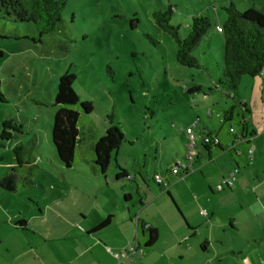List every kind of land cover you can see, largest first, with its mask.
<instances>
[{"label":"rangeland","instance_id":"1","mask_svg":"<svg viewBox=\"0 0 264 264\" xmlns=\"http://www.w3.org/2000/svg\"><path fill=\"white\" fill-rule=\"evenodd\" d=\"M232 4L240 12L264 8V0H68L56 32L41 43L22 38L25 34L37 37L33 24L0 21V51L4 53L0 59L4 96L0 102V203L8 193L2 187L8 164H25L19 173L32 181L54 183L58 179L60 194L70 195L72 179L80 180L78 167L87 169L82 153H89L110 126V115L126 139L113 161L120 166L128 162L133 172L146 165L149 177L160 173L164 178L173 158L186 162V131L193 122H199L198 128L207 124L224 144L237 134L242 108L215 86L223 69L224 49V36L216 28L227 20L224 7ZM170 5L175 11L171 23L180 27L184 38L194 16L211 22L212 28L193 52L204 68L181 66L175 41L157 26L153 14ZM65 74L75 77V92L94 110L80 123L86 135L84 150L77 149L74 166L63 173L52 168L48 140L59 110L53 106L59 79ZM251 79L241 80L239 94L246 97ZM193 86L201 91L187 92ZM231 107L234 118L225 121ZM194 154L197 157V151ZM34 162L40 167L27 172V164ZM25 180L20 183L21 191L36 187ZM47 189L53 193L49 185ZM114 194L113 186L103 190L106 198ZM71 195L89 197L80 190H72ZM98 202L102 204V199ZM162 250V246L154 248L153 254L147 250L136 264H166L171 255L162 258ZM200 254L204 255L201 250ZM188 264H197L196 259Z\"/></svg>","mask_w":264,"mask_h":264},{"label":"crops","instance_id":"2","mask_svg":"<svg viewBox=\"0 0 264 264\" xmlns=\"http://www.w3.org/2000/svg\"><path fill=\"white\" fill-rule=\"evenodd\" d=\"M251 80L246 97L239 94L241 130L224 144L207 124L198 128L199 122L191 123L218 143L200 145L188 171L174 174L172 165L177 159L173 158L163 178L167 185L156 183L160 173L149 177L146 165L133 172L128 162L120 166L115 161L102 174L92 164L93 146L89 153H82L87 169L78 167L80 180L72 179L70 195L60 194L58 179L54 183L32 181L19 173L25 164H8L2 181L8 193L0 203V264H136L139 257L121 261L118 257L137 239L142 244L147 241L142 224L158 231V241L149 254L162 246L161 257L171 255L166 264H188L192 259L197 264H264V78ZM51 129L52 168L70 171L56 159ZM78 148L84 150V145ZM27 166V172L40 167L36 162ZM235 170L239 172L234 185L219 192L217 187ZM120 171L126 175L123 181L116 179ZM24 179L36 187L21 191ZM112 186L115 194L106 198L103 190ZM72 190L84 191L89 197L72 196ZM126 195H130L128 202ZM109 216L113 217L110 226L94 231ZM21 221L25 227L19 225Z\"/></svg>","mask_w":264,"mask_h":264},{"label":"trees","instance_id":"3","mask_svg":"<svg viewBox=\"0 0 264 264\" xmlns=\"http://www.w3.org/2000/svg\"><path fill=\"white\" fill-rule=\"evenodd\" d=\"M67 1L0 0V21L16 26L33 24L37 37L25 34L22 38L41 43L45 36L56 32L57 27L63 20ZM224 10L227 14V20L220 26L222 32H219L224 36L223 69L217 79H215V86L218 89H224L225 95L230 99H234L240 105L239 88L241 80L245 77L253 79L257 77L264 78L261 76L264 68V8L262 10L250 8L245 12H240L232 4L224 7ZM174 12V7L171 5L165 10L156 11L153 17L157 26L175 41L178 48L176 59L181 66L191 69L204 68L198 59L193 56V52L206 38L212 28L211 22L206 17L194 16L190 32L184 38L181 35L180 27L171 23ZM14 38L19 39L21 37L15 36ZM153 42L157 44L156 41ZM3 55L4 53L0 51V59ZM74 82L75 77L72 75L65 74L60 77L58 91L53 104L59 110L54 116L50 140L56 159L65 170L72 169L76 159L77 148L85 144L86 135L81 132L80 123L85 120L86 116L92 114L94 110L91 103L83 102L80 99L73 88ZM199 91L201 89L197 86L187 89L189 93ZM3 99L4 96L0 92V102ZM233 109L234 107H231V110L225 112V121L231 120ZM113 119L114 115H110V126L92 147V164L98 167L104 175L115 164V161H113L114 154L118 152L126 140L120 128L113 123ZM199 134L196 151L200 145L209 147L218 143L216 139L209 135L201 132ZM124 174V172L118 173L116 179L122 180L126 178ZM127 178L130 180L132 177ZM129 197L130 195L125 196L126 202L129 201ZM112 218V216H109L94 231L97 232L108 228ZM19 225L25 227L26 222L21 221ZM140 228L148 233V239L144 244L137 239L134 245L140 248L143 257L147 250L150 251L157 243L159 234L156 229H152L145 224H142Z\"/></svg>","mask_w":264,"mask_h":264},{"label":"built area","instance_id":"4","mask_svg":"<svg viewBox=\"0 0 264 264\" xmlns=\"http://www.w3.org/2000/svg\"><path fill=\"white\" fill-rule=\"evenodd\" d=\"M218 32H222V28L219 26L217 27ZM261 76L264 77V68L261 72ZM187 140H186V147H187V155H186V162L184 163L182 160H179L173 164V173L178 174L180 170L188 171L189 169V164H191L195 159L196 156L194 152L197 149L198 146V140H199V134L196 131V124H193L187 128ZM252 151H250V154ZM238 170H235L229 178L224 179L222 183L217 187V190L219 192L224 191L227 188H231L234 185V182L236 181V177L238 174ZM156 183L159 185L164 184L167 185V183L164 181L163 177L160 175H157L155 177ZM203 215H207L206 211H202ZM142 257V251L137 245H132L129 248L125 249L121 255L118 257V260L121 261L122 259H127V258H136V257Z\"/></svg>","mask_w":264,"mask_h":264}]
</instances>
